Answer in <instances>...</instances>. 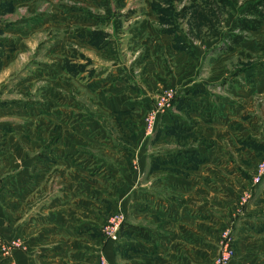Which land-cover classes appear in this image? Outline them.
<instances>
[{
	"label": "rangeland",
	"instance_id": "rangeland-1",
	"mask_svg": "<svg viewBox=\"0 0 264 264\" xmlns=\"http://www.w3.org/2000/svg\"><path fill=\"white\" fill-rule=\"evenodd\" d=\"M256 1L0 0V106L14 111L35 107L50 118L60 108L62 125H48L43 134L52 139L60 133L75 135L80 161L89 156L113 167L114 152L125 153L131 172L139 153L145 159L167 149L166 141L159 148L154 142L159 132L165 133L157 132L158 122L169 119L177 125L174 129L183 130L170 134L175 141L169 149L189 153L187 162L199 150L222 153L220 159L206 160L208 168L219 169L216 181L222 185L200 213L206 232L192 234L191 264H216L226 244L233 250L228 264H264V180L253 184L256 168L264 162V23L246 33L243 43L225 50L237 20ZM168 90L176 94L173 109L160 112L154 130L146 134L145 118ZM200 90L206 103L199 107ZM127 95H132L131 103L142 104L114 111L111 98H122L125 105ZM184 104L189 111L192 104V111L185 113ZM198 113L222 123L197 129L192 123ZM185 118L191 121L182 123ZM27 124L21 133L32 129L31 134H38L37 126ZM56 144L50 141L36 152L46 153L52 162ZM0 155H6L3 143ZM133 193L128 191L130 199ZM131 203L126 211L117 205L106 209V224L115 215L125 218L117 241L105 238L116 249L131 243L134 238L125 231L141 224V207Z\"/></svg>",
	"mask_w": 264,
	"mask_h": 264
},
{
	"label": "crops",
	"instance_id": "crops-1",
	"mask_svg": "<svg viewBox=\"0 0 264 264\" xmlns=\"http://www.w3.org/2000/svg\"><path fill=\"white\" fill-rule=\"evenodd\" d=\"M203 94L200 90L199 107L206 103ZM127 96L125 105L121 104L122 98H111L108 103H112L114 111L142 104L139 100L131 103L132 95ZM184 106L185 113L192 111V104L190 111L187 104ZM7 108L0 106V143L6 149V155H0V241L20 239L23 248H14L10 254L0 250V264H99L100 256L110 264H191L192 234L200 237L206 232L200 213L206 211L208 202L215 201L214 193L222 185L216 181L219 169L208 168L206 160L220 159V151L199 150L193 162H187L189 153L185 156L184 152L169 149L175 141L170 134L183 130L174 129L177 125L171 126L168 119L165 124L158 122L157 132L165 133L159 132L154 142L157 147L166 141V150L145 157L151 158L149 162L144 161L143 152L139 153L132 172L126 169L129 156L114 152L117 164L106 167L103 160L93 161L89 156L80 161L75 135L60 133L52 139L43 134L48 125H62L60 108L54 110V118L35 111V107L18 111ZM197 115L192 123L197 129H214L222 123L217 117L209 122ZM52 119L55 122H50ZM188 120L185 118L182 123L188 124ZM17 122L22 127L9 133L3 130ZM26 123L37 126L38 134H31L32 129L21 133ZM233 123L228 122L230 126ZM182 129L188 133L193 130H185L187 125ZM50 141L57 142L51 152L52 162L46 153L36 152L46 149ZM36 142L40 146L33 145ZM103 156L106 158V153ZM128 191L134 192L131 199ZM130 200L136 208L141 207V224L130 226L134 231H125V235L134 240L116 249L112 242H106L100 229L105 223L106 209L117 205L126 211Z\"/></svg>",
	"mask_w": 264,
	"mask_h": 264
},
{
	"label": "built area",
	"instance_id": "built-area-1",
	"mask_svg": "<svg viewBox=\"0 0 264 264\" xmlns=\"http://www.w3.org/2000/svg\"><path fill=\"white\" fill-rule=\"evenodd\" d=\"M176 101V94L173 90L164 92L163 96L158 97V106L149 112L145 118V130L146 134H150L156 125V121L159 118V113L166 112L167 109L172 110L173 104ZM264 180V162L260 163L253 175V184H260ZM123 215H115L109 219L107 224L102 228L103 236L112 242H116L118 239V231L121 224L124 221ZM14 248H23V243L20 239L11 240L9 243L0 245V250L4 254H10ZM233 255V250L228 244L224 245L219 257L216 260V264H228ZM99 264H109L105 257L100 256Z\"/></svg>",
	"mask_w": 264,
	"mask_h": 264
},
{
	"label": "trees",
	"instance_id": "trees-1",
	"mask_svg": "<svg viewBox=\"0 0 264 264\" xmlns=\"http://www.w3.org/2000/svg\"><path fill=\"white\" fill-rule=\"evenodd\" d=\"M223 3L225 0H215ZM264 23V0H258L247 6L243 17L237 20L236 32L229 35L230 45L225 49L231 51L234 46L243 43L246 39V33H254L259 30Z\"/></svg>",
	"mask_w": 264,
	"mask_h": 264
}]
</instances>
